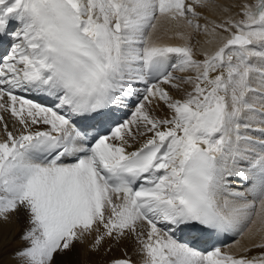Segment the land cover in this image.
I'll use <instances>...</instances> for the list:
<instances>
[{
    "label": "bare ground",
    "instance_id": "6f19581e",
    "mask_svg": "<svg viewBox=\"0 0 264 264\" xmlns=\"http://www.w3.org/2000/svg\"><path fill=\"white\" fill-rule=\"evenodd\" d=\"M20 1L8 3L16 6ZM66 1L72 2L83 15V29L94 36L109 70L108 78L99 81L91 99L98 101L106 93L114 105L113 96L120 81L117 78H124L123 74L133 66H122L117 59V35L112 24L119 17L128 38L144 31L149 17L143 7L152 0ZM212 1L176 0L175 5L202 13L195 19L197 22L223 28L211 19H219V8H231L241 0ZM242 1L256 10L250 8L243 19L235 15L233 21L240 33L208 34L200 43L202 50L209 48L204 56L195 49L199 37H204L202 32L195 37L200 29L192 32L194 19L169 7L159 10L153 18L157 21L144 31V46L152 42V51L172 47L189 57V67L180 73L170 72L173 79L165 77L153 84L145 83L141 70L135 67L132 76L127 77L131 78V89L137 90L132 92L133 97H141L139 86L147 84V88L141 89V106L134 108L125 125L117 127L103 141H96L91 147L93 155L85 157L81 164L43 165L23 154L20 145L40 133L60 134L65 143L72 131L62 115L76 116L80 105L73 93L62 87L41 89L27 82L26 77L31 78L27 72L44 67L49 69L48 77H53L57 64L54 57L64 56V51L54 23L55 0H26L36 16L40 35L30 19L18 15L19 24L12 33L24 43L23 32H30L28 40L32 41L25 43L29 44V51L17 48L19 42L10 50L7 48L9 54L3 57L0 71V264H171L168 257H174V264H202L204 256L207 264H264V165H258L264 161V17H259L264 0ZM124 7V16L126 11L131 13L125 22L120 17ZM127 46L130 42L121 40V49ZM217 74L222 75L220 81L215 80ZM59 90L62 93L57 97ZM114 107L117 112V106ZM155 141L162 146L153 160L154 173H149L145 177L147 183L135 191L149 222L137 211L132 195L100 185L96 198L106 210L108 227L100 225L98 214L93 215V224L100 223L98 226H88L91 220L86 219L83 226H67L74 217L68 219L70 213L67 222L65 216L61 217L63 226L57 222L50 226L54 222L47 219L51 215L46 212L52 207L66 210L68 205H73L74 211L76 204L69 203L68 193L77 198L85 194L86 186H92L93 180L97 181L89 164L91 158L100 156L102 162L116 166L121 159ZM78 147L82 145L73 141L68 150ZM203 150L217 155V176L223 175L230 161L232 172L247 181L242 183V191L234 186L241 185L237 179L225 178L224 183L218 179L213 185L212 197L219 199L220 211L233 220L235 240L206 253L194 243L197 237L188 236L195 227L191 221L199 215L182 212L181 195L185 176ZM247 165L254 168L246 170ZM46 180L52 182L44 187ZM60 182H72V189L62 193ZM44 191L55 193L52 198L49 195L46 205L38 202L47 194ZM39 210L45 214L39 216ZM189 216L192 219L186 220ZM42 217H46L44 221ZM166 232L174 234L175 239H170ZM163 249L166 256L162 255Z\"/></svg>",
    "mask_w": 264,
    "mask_h": 264
},
{
    "label": "rangeland",
    "instance_id": "374dc122",
    "mask_svg": "<svg viewBox=\"0 0 264 264\" xmlns=\"http://www.w3.org/2000/svg\"><path fill=\"white\" fill-rule=\"evenodd\" d=\"M212 2H214V0L212 1ZM244 1H239V2H236L233 6H231V8L230 7H227V6H225V7H222V8H219L218 9V16H219V19H211L212 21H215L216 23H218L219 22V24L221 25V26H223V28H219V29H217V28H211V27H209V26H207L206 25V23H200V22H197V21H195V19L197 18V16L199 15L200 16V14H202V13H199L198 11H195V10H191L190 8H187V7H185V9H182V12H179L178 10V12L179 13H183V15H185L186 17H191V18H193L194 19V22H193V24H192V32L193 33H195V32H197V29H200V32H199V34L197 35V33H195V37H199L200 36V33H201V35L204 37V38H201L200 39V37H199V40H197V42H196V45H195V49H196V51L197 52H199L202 56H204V54L206 53V51L209 49V48H207V49H205L206 51H204V50H202V48L200 47V43H201V41L202 40H204V39H206L208 36V34H210V33H216V34H219V35H222V36H225V35H227L228 33L229 34H231V35H236L237 33H240L239 32V30L237 29L238 27H237V24L233 21L234 19H235V15H237L238 17L240 16L242 19H243V17H245L246 18V16H247V11H249L250 10V8H252V7H249V6H247V5H245L244 3H243ZM122 5V4H121ZM122 7H123V5H122ZM164 7H169L168 5H166V6H164ZM170 8V7H169ZM172 9V8H171ZM221 9V10H220ZM252 9H254V8H252ZM251 9V10H252ZM121 10H124V11H122L121 12V16L120 17H122L123 18V22H125L126 20L125 19H129V16L131 15V13H128L127 11H126V16H124L123 14H124V12H125V10H126V8L124 7V8H122ZM172 10H174L175 11V9H172ZM254 10H256V9H254ZM184 11V12H183ZM188 14H187V13ZM191 12L193 13V14H191ZM197 12V13H196ZM199 13V14H198ZM158 13L156 12L155 13V15L154 16H156ZM262 15V16H261ZM146 16H148L149 17V15L146 13ZM233 16H234V18H233ZM243 16V17H242ZM259 17H261V18H263L264 17V10H263V12H260L259 13ZM207 19H209V18H207ZM221 19V20H220ZM155 21H157L156 19H153V18H151L150 19V17H149V19L147 20V22H149V25L148 26H146L147 25V22H146V25H145V28H144V31L145 30H147L149 27H151L152 26V24H153V22L155 23ZM221 21V22H220ZM231 21V22H230ZM206 27V28H205ZM209 27V28H208ZM31 28H32V26H31ZM208 28V29H207ZM16 30V29H15ZM204 30V31H203ZM206 30H208L207 32H206ZM228 30V31H227ZM204 32V33H203ZM24 33V35H25V37H26V39L24 40V43H23V41H18V40H15L16 42H19V43H17V45H16V47L17 48H19L21 51H23L22 50V47H23V45L25 46L26 44V42H27V40H28V37H29V34H30V32H26V30H25V32H23ZM25 33H27V34H25ZM31 33H32V31H31ZM13 34V33H12ZM206 34V35H205ZM24 35L22 34V36L24 37ZM139 35H140V33H135V34H133V36H135L136 38L137 37H139ZM144 36V35H143ZM22 37V38H23ZM24 39V38H23ZM138 39V38H137ZM143 40H144V38H143ZM199 41V42H198ZM21 42V43H20ZM19 45H21L22 47L20 48V46ZM129 46H127V47H125V49H122V51H123V53L125 52V50H126V48H128ZM6 50L5 51H7V48H5ZM10 50V49H9ZM29 51V50H28ZM204 51V52H203ZM224 51H226V50H224ZM9 52V51H8ZM135 52H137V51H135ZM28 53V52H27ZM125 56H123V58H124ZM190 61V60H189ZM188 67H189V65H188ZM188 67H186V69L188 68ZM181 72V70H178V73H180ZM145 95H143V97H144ZM127 106H128V108H129V105H125V106H122L121 108H123L120 112L122 113V114H124V113H126V109H127ZM141 106V105H140ZM139 106V107H140ZM138 108V107H137ZM133 115V114H132ZM129 117H131V115H129ZM129 118H127V120H128ZM156 127V124L153 126V128H155ZM160 177L159 178H161V176H162V174L160 173V175H159ZM147 181V180H146ZM42 182V181H41ZM51 182H52V180L51 181H48V180H46V182H44V183H42L43 185H44V187L45 186H47L49 183L51 184ZM65 182V181H64ZM64 182H62V183H64ZM62 183L60 182V184H61V187H60V184H59V187L61 188V189H72V187H71V183L72 182H66L65 184H64V186L62 185ZM41 184V183H40ZM152 184L154 185V184H156V182H155V179L153 180V182H152ZM45 189V188H44ZM47 189V188H46ZM45 189V190H46ZM60 189V190H61ZM87 189V188H86ZM51 191V190H50ZM49 191V194H48V192L47 191H44L45 193L47 192V194H44L45 196H48V198H46L44 195L42 196V197H40L39 198V200H41V201H39L38 200V202H42V204L44 203L45 205L46 204H49L48 202L50 201V200H48V199H50V197H49V195H51V198H52V194L54 193L53 191L52 192H50ZM61 192H62V190H61ZM51 193V194H50ZM63 193V192H62ZM55 194V193H54ZM86 194H88L86 197L88 198V199H86V200H88V201H90V200H92L91 199V195H90V191H88V189L86 190V192H85V194H81V195H79V196H77V198H78V201H76L75 199H77V198H75V197H73L72 195H68V197L70 198V200H69V203H73L74 202V204H76V209H74V211H72V209L74 208L73 207V205H71V206H69L68 205V207H67V209L66 210H63V209H57L56 210V208H54V207H52V209L51 210H49L48 212H46V213H49L51 216H50V218H47L49 221H53L54 223L52 224L51 222V225L50 226H54V224H55V222H57L58 223V226L59 225H61V226H63L61 223H63L64 222V219L62 220V218L61 217H64L66 220H65V222H67V220L69 219V218H72L73 216V218H75V219H73L72 218V220H70L71 222H69V220H68V222H67V226H78V225H84L85 223H83V222H85V219L86 220H88V221H90V222H88V226L90 225H92V226H96L97 224L99 225L100 223V225H102V226H109L108 224H107V221L109 220V218H108V216H107V213H106V210L103 208V207H101L102 208V210H98L97 208L94 210V208H92V207H89L88 209H87V213L88 214H86V213H83V211L85 212L86 211V209H85V206L83 205V204H85L86 202H85V196H83V195H86ZM103 196H104V194H103ZM84 197V198H83ZM42 198V199H41ZM46 198V199H45ZM72 198H73V200L74 201H72L71 202V200H72ZM83 198V199H82ZM81 200V201H80ZM104 200L106 201V197H104ZM83 201V202H82ZM88 201H87V203H88ZM37 202V204L39 205V203ZM46 202V203H45ZM91 203H92V201H90ZM54 203V202H53ZM86 203V204H87ZM90 203V205H92ZM37 204H36V206H37ZM55 204H59V202H55ZM41 205V204H40ZM100 205V204H99ZM50 206V205H49ZM70 207V208H69ZM41 210V209H40ZM40 210L38 211V213L40 212ZM77 210V213L75 214V211ZM93 210H94V212H93ZM54 213H53V212ZM62 211H64V213L62 212ZM97 213H96V212ZM102 211V212H101ZM74 212V213H73ZM52 213H53V215H52ZM56 213V214H55ZM70 213V215H71V217H69L68 216V214ZM41 214H45V212L43 213V211H41ZM41 214L39 213V216H41ZM58 214V215H57ZM60 214V215H59ZM96 214H100V215H98V216H100L99 217V221H100V223H97L96 225L95 224H93L94 222V216L93 215H96ZM104 214V215H103ZM58 216V217H56V216ZM68 216V217H67ZM77 216V217H76ZM54 217V218H53ZM56 217V218H55ZM68 219H67V218ZM79 217V218H78ZM87 217V218H86ZM104 217V218H103ZM106 217V218H105ZM45 218L46 217H42V219H43V221L45 220ZM90 218V219H89ZM102 218V219H101ZM60 219H61V221H60ZM79 219V220H78ZM83 219H84V221H83ZM96 219V218H95ZM80 220H82V221H80ZM104 220V221H103ZM63 221V222H62ZM61 222V223H60ZM82 222V223H81ZM92 223V224H91ZM97 225V226H98ZM55 226H57V225H55ZM170 233L169 232H166V235L168 236ZM168 237H170V236H168ZM164 251V252H163ZM162 255H167V251L165 250V249H163L162 250ZM169 258V257H168ZM168 258H167V261H168ZM169 262V261H168ZM170 263V262H169ZM171 264H174V263H171Z\"/></svg>",
    "mask_w": 264,
    "mask_h": 264
}]
</instances>
